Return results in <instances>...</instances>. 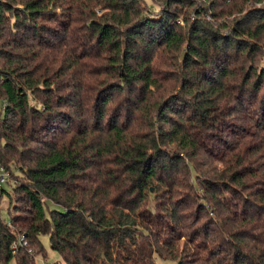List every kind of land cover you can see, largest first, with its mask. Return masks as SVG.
<instances>
[{
	"label": "trees",
	"instance_id": "1",
	"mask_svg": "<svg viewBox=\"0 0 264 264\" xmlns=\"http://www.w3.org/2000/svg\"><path fill=\"white\" fill-rule=\"evenodd\" d=\"M19 1L24 9L15 8L14 0H0V164L9 170L12 161L19 163L5 180L17 202L10 199L9 221L0 214V264L13 259L37 264L38 255H47L44 235L62 258L53 264H264V119L249 135L253 153L223 160L225 169L208 176L202 197L198 184H203L190 163L214 151L202 126L211 127L213 120L219 125L212 109L236 99L229 85L238 77L233 67L252 57L253 44L232 36L224 41L209 25L206 0H160L166 7L162 15L144 11L142 0H74L72 11L81 3L95 4L104 9L100 20L112 21H90L92 32L85 31L112 51L104 58L108 72L100 73L108 79L98 87L77 80L65 95L50 90L41 96L38 92L54 85L38 79L40 68L32 72L46 56L34 49L55 43L45 21L63 26L54 31L63 34L69 4ZM56 6L63 9L60 14ZM183 6L196 7L199 17L187 32L177 22ZM259 13L235 22L234 35L261 38L264 10ZM257 18L262 22L255 23ZM185 41L190 69L197 59L208 65L214 54L226 65L218 79L203 84L191 75L189 92L200 102L190 115L171 102L184 100L180 95L162 98L154 69L157 49L182 51ZM74 58L69 65L78 62ZM255 67L242 79L241 96L251 101L250 109L260 102L264 117L262 78L255 89L249 87L258 75ZM114 72L118 81L110 83ZM198 116L200 122L190 128ZM240 138L233 142L246 151ZM5 191L3 186L0 197Z\"/></svg>",
	"mask_w": 264,
	"mask_h": 264
},
{
	"label": "rangeland",
	"instance_id": "2",
	"mask_svg": "<svg viewBox=\"0 0 264 264\" xmlns=\"http://www.w3.org/2000/svg\"><path fill=\"white\" fill-rule=\"evenodd\" d=\"M14 1V3H17L15 8L24 9V6L22 5L23 3H20L19 0ZM206 1L211 2V6L212 4L215 5V9L210 6L208 16H206L209 25L213 27L215 32H218L224 41L227 40V36H232L228 38H237L238 42L252 43L255 49V53L252 54V57H245V60H243V62L245 63H242V65H236L233 67V70L237 73L238 77L232 79L229 85L230 87L234 88V91L231 92H233V96H235L236 99L234 98L233 101L227 103L225 101H220L222 106L219 105L220 102H218L217 107L215 106V108L212 109V113H216L213 114L212 117L219 120V125H215V122L213 120V125H211V127L202 126V131L205 134L207 133L208 135L204 138L208 140L209 137V144H205H208L209 148L212 150L214 149V151L211 154H208V152L202 154L201 156H199V158L193 159V161L190 162L196 166L198 181L203 184H198V187L200 188V197L204 195L203 187H208V176L213 177V170L225 169L226 164L223 163V160H227L230 156H241V154L245 152L250 154L253 153L251 151L252 147H249L248 144L250 141L252 143H254V141L251 140V137H249V135L254 136L257 133L256 123L258 121L261 122L264 119L263 115L260 113L261 103L258 102L256 107H252V109H250V105H248V102L251 101L246 99L244 100L241 96L240 90L242 84L244 83L242 81L243 77L250 74L249 69L251 67L256 66V73L258 75L255 74L249 87L255 89L254 84L256 83L257 86V83H259L260 79L262 78V91H264V33L259 39H250L247 35H234V30L231 29V26H233L235 22L243 20L248 15H261L259 13V10H264V0ZM64 3L69 5L71 4L70 7L68 5L69 9L65 13V19H62V22L66 24L65 27L67 28V30L65 28L63 34H55L54 31H61L64 29V27H59L60 25H52L48 23V21H45L44 26L47 27V31H50L49 37L52 36L55 43H41V45H38L34 49L37 52V55L43 54L46 56L39 60L37 59L36 66L34 67V69H32V72L40 68L42 73L41 77H39L38 79H46L54 85V87H52L51 89L36 90V92L39 90L44 91V93L38 92V94H41V96H43L45 93L47 94V92L50 90L53 91L57 97L65 95L69 90L67 89L68 86L77 80H87L90 85L93 84L97 85L98 87L102 80L108 79V75H100V73L106 71L108 72V63L104 60V58L112 54V51L103 50L98 46V43L95 41V39L85 37L87 35L85 31H91V29L89 28L90 21H94L96 23H100L102 21L108 22L109 24L112 23V21H108L107 18L103 17L100 20V15L103 13L104 9L100 6H95V4H87L86 2L83 4L81 3L80 10L75 11L73 9L74 15H72V8H76L77 3L74 0H66L64 1ZM199 4L200 6L197 7L198 10H200L199 8L202 7V3ZM56 7L57 13L60 14L63 9L58 6ZM143 8L144 11L150 10L152 8V10L156 11V13L154 12V14L160 13L161 15L166 9V7L160 0H142V9ZM187 8L188 6H183L182 9H180L181 13L179 14L180 16L177 20V22L183 27L184 31L186 32L189 30L190 25H192L199 19L198 13L195 10L196 7L189 9ZM93 11L96 14L95 17H93L91 14V12ZM12 14V12L9 13L10 22L14 19L12 17ZM70 19L72 20L71 24ZM188 21L191 22V24H188ZM260 22L262 21H260L259 18H257L255 21V23ZM211 24L214 26H212ZM126 28L127 27L122 28V31L125 32ZM246 28L247 27L241 29L243 34ZM79 37H81V42L78 40ZM188 47L189 45L187 44V41H185L182 51L164 52L162 48L157 49L154 61V69L157 73L156 78L158 80V85L160 86L159 93L162 95V98L167 101V99L171 98L173 95H180L185 101L180 99L178 101L171 102L173 104H176V106L178 107L177 110H179V108L182 110L185 108L184 112H189L188 115H190L192 112V106L198 105V103L200 102L199 97L194 96V93L189 92L191 87L194 86V78L192 79L191 75H197V82H200V84H203V81L206 79H218V71L221 70V66L224 67L225 60H223V62L220 61V59L217 60L215 54L212 58L211 63H209L208 65L205 64L203 60L197 59L195 64L196 67L192 70L188 67L185 60V50H187ZM62 51V56L65 60H67L65 64H62V56L59 59L60 53ZM236 52L237 51L233 49L232 55H234ZM74 56L76 57L78 62L74 65H69V63H71L70 60L75 59ZM243 64H245V68L242 67ZM72 66H74V68L69 69ZM1 68L2 63L0 62V69ZM86 70H88V75L82 76L83 72ZM109 80H111L109 81L110 83H113L115 81L117 83L118 80L115 78V72L114 77L110 78ZM43 87L44 86L42 85L40 88ZM181 103H183V105H181ZM221 108L223 109V111H221ZM188 118H190V116ZM200 118L201 117L198 116L195 120L196 122L194 124L192 123L190 128H193V126L197 125V122H200L198 121V119L200 120ZM108 119H110V116H106V120ZM239 137H242L239 139L241 140L240 143L246 142V151H244L242 148H239L240 146H237L236 143L233 142L234 139H237ZM228 145L231 146L230 152H228L227 149ZM171 149L172 145L169 146L167 150L170 152ZM17 164H19L17 161H12V163L9 165V170H6V168H4L0 164V167L3 168V172L5 173L4 179H9V175L11 173L10 168H13V171H17L16 168H14ZM4 187L7 191H5L3 193V196L0 197V214L3 219L9 221L10 214L8 209L10 205V199L12 198V202L15 203L17 202V197H15L16 194L13 193L12 197L10 198L8 192L12 193V187L9 186L8 183L5 182ZM182 193L186 194V191ZM19 204L22 205L23 203L21 202ZM42 240L45 245L47 255L46 257L42 254L38 255L36 258V263L53 264L54 262L61 260L62 258L60 254L51 248L49 236H42ZM177 261L179 262L180 260L178 259L175 262ZM10 264H17L16 259H13ZM165 264L175 263H173L172 261H166Z\"/></svg>",
	"mask_w": 264,
	"mask_h": 264
},
{
	"label": "built area",
	"instance_id": "3",
	"mask_svg": "<svg viewBox=\"0 0 264 264\" xmlns=\"http://www.w3.org/2000/svg\"><path fill=\"white\" fill-rule=\"evenodd\" d=\"M4 176H5V173L3 172V168L0 167V192L3 189L4 183L6 180L4 179Z\"/></svg>",
	"mask_w": 264,
	"mask_h": 264
}]
</instances>
